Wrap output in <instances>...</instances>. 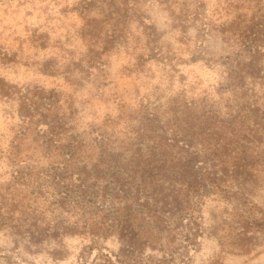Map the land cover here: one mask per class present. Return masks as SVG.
<instances>
[{"label":"trees","instance_id":"trees-1","mask_svg":"<svg viewBox=\"0 0 264 264\" xmlns=\"http://www.w3.org/2000/svg\"><path fill=\"white\" fill-rule=\"evenodd\" d=\"M174 1L161 0L169 8ZM191 6L184 1L178 15L173 8L175 28L194 46L192 61L207 65V87L172 69L168 93L155 88L121 99L118 116L85 121L104 96L111 56L134 51L139 62L168 60L139 0L73 4L87 54L65 68L48 60L41 72L63 76L76 90L93 85L88 98L0 78V102L14 104L18 118L8 146L0 145V166L11 178L0 185V231L16 238L15 248L0 252L6 264H36L20 256L21 242L44 250L67 236L89 240L78 264H192L208 231L226 242L222 225L232 228L229 236L238 232L234 252L251 251L249 232L264 237V204L254 200L264 187V0L228 2L223 13L234 18L220 24L204 3ZM245 6L255 12L238 13ZM137 21L139 35L131 32ZM222 209L228 219L218 217ZM114 239L118 250L106 244Z\"/></svg>","mask_w":264,"mask_h":264},{"label":"rangeland","instance_id":"rangeland-1","mask_svg":"<svg viewBox=\"0 0 264 264\" xmlns=\"http://www.w3.org/2000/svg\"><path fill=\"white\" fill-rule=\"evenodd\" d=\"M78 0H0V78L8 83L21 86L39 85L47 90L56 89L65 94L73 95L77 100H84L90 96L89 88L76 90L61 75L56 77L46 76L41 72L46 61L59 62L61 67L67 66L69 62L78 64L79 60L87 54V48L78 37L77 31L82 26V21L77 13L72 12L73 4ZM141 10L160 34V41L166 52L169 53L167 61L145 60L139 62L136 52L127 51L114 54L109 58L106 83L103 98L96 100V107L92 115H86L85 121L102 120L105 116L116 117L119 114V102L121 99L126 103L152 92L158 88L160 92L168 93L165 89L169 86L167 73L176 69L187 77L186 83L195 81L199 76L203 80V86L207 87L212 81V75L206 68L204 62H193L192 54L194 46L186 44L182 40V33L176 24L173 16V8L176 15L179 14L181 4L186 0H175L173 8L162 4L161 0H139ZM233 0H189L192 4L204 3V10L217 24L230 22L233 16L223 13L228 2ZM241 15L252 14L253 10H247V6L237 9ZM139 22H133L131 32L139 35L143 32ZM196 30L192 27L189 36L194 37ZM215 35L210 41L214 50L222 47V40ZM44 45V46H43ZM171 66V67H165ZM172 74V72H171ZM178 76V74H177ZM173 90H179L181 83L175 78ZM120 99H116L119 98ZM118 100V101H117ZM14 104L0 102V145L7 147L15 134V127L18 124L17 113ZM14 110V113L11 111ZM15 114V115H13ZM8 168L0 166V185L10 181V175L5 174ZM3 185V186H4ZM2 186V187H3ZM1 187V188H2ZM4 191V190H3ZM254 200L264 204V187L258 190ZM214 207V206H212ZM212 207L205 211L206 226H213ZM222 212L217 214L222 219H228L229 214ZM231 213V212H230ZM222 220V224H223ZM230 225H222V235L231 238L229 244L219 243L217 237L207 232L203 240L201 251L195 256L192 264H264V237L259 233H248L249 237L255 238V245L247 254L234 252L230 246L234 242L235 234L229 236L233 230ZM88 239L81 236H67L61 238L44 250H27L24 243L19 245L18 252L25 260L36 264H78V256ZM16 238L11 229L0 231V252L15 248ZM111 249L118 250L117 240H110L107 243ZM40 250L39 252H37ZM61 253L59 259L52 257L53 251ZM0 264H6V260L0 258ZM102 264V262H98Z\"/></svg>","mask_w":264,"mask_h":264}]
</instances>
